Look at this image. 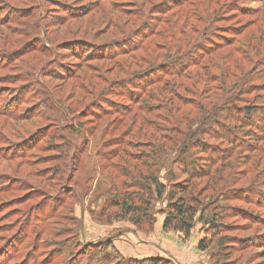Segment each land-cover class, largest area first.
I'll return each mask as SVG.
<instances>
[{"label":"rangeland","instance_id":"1","mask_svg":"<svg viewBox=\"0 0 264 264\" xmlns=\"http://www.w3.org/2000/svg\"><path fill=\"white\" fill-rule=\"evenodd\" d=\"M181 156L189 236L166 196L121 217L113 193L184 185ZM151 258L264 264V0H0V264Z\"/></svg>","mask_w":264,"mask_h":264},{"label":"trees","instance_id":"2","mask_svg":"<svg viewBox=\"0 0 264 264\" xmlns=\"http://www.w3.org/2000/svg\"><path fill=\"white\" fill-rule=\"evenodd\" d=\"M76 17H79V15L74 16V19H76ZM3 25H7V23ZM107 52H108V49H107ZM88 58H94L95 61L97 59H103V58L109 59L107 54L100 53V52L91 53L86 58H81L79 56L77 59L88 60ZM81 60H80L81 64L79 63L77 67L78 71H81L83 66H85L83 63L84 61L81 62ZM85 70L87 71L89 69H85ZM90 72L91 74H94L92 69H90ZM58 78L63 79L65 78V76H60ZM92 78L94 77L89 76L90 80ZM58 103L59 102H56V103L52 102L54 106ZM7 114L12 117V120L20 119L19 118L20 114H14L11 111H8ZM251 140L255 141L256 139L251 137ZM16 154L18 153L14 154V152L12 153L10 152L9 157H15ZM185 154H187V152H185ZM180 159L183 160L184 158L181 156ZM212 162L213 160L212 161L210 160L209 162L200 164L206 167L203 168V166H199V168L202 171H204V170H207L209 167L208 169V173H209ZM179 163H180L179 170L183 171L184 174L182 175H185L186 177L184 185H182L181 183H176V184L171 185L169 190L168 189L166 190L165 186L161 184L155 176H144L143 179H142V176H139L138 177L139 182L138 181L134 182V185H137L136 187L139 189L140 194H137L134 196V195H128V194H120L117 192L113 193V196H112L113 207L116 210H119L121 217H127L132 221L134 225H139L141 221H144L150 215V210H149L150 200L153 198L158 200L166 196L168 203H169L168 204L169 209L163 221L162 228L164 230L171 229V230L178 231L180 233H183L184 236L188 237L190 234V231L194 227V223L196 221L198 212L199 211L200 213L202 212V209L201 210L199 209L201 204L199 200L197 199L196 194L195 195L193 194L194 192L197 193V186L201 178L197 176L196 174H193L194 172H196L195 171L196 169L195 168L193 169L191 167V165L193 166V163L187 160H185L184 162H179ZM188 168H190V170ZM123 176L128 177L129 174H124ZM209 176H207V178H209ZM175 178H176V175L171 177V182L175 180ZM206 248L207 246L204 245L203 241H200L198 245V249L204 251ZM163 261L164 260L162 258H159V259L151 258V259H143V260H138V261L136 260L132 264H162Z\"/></svg>","mask_w":264,"mask_h":264},{"label":"crops","instance_id":"3","mask_svg":"<svg viewBox=\"0 0 264 264\" xmlns=\"http://www.w3.org/2000/svg\"><path fill=\"white\" fill-rule=\"evenodd\" d=\"M150 256H152V255H150ZM146 257V256H145Z\"/></svg>","mask_w":264,"mask_h":264}]
</instances>
